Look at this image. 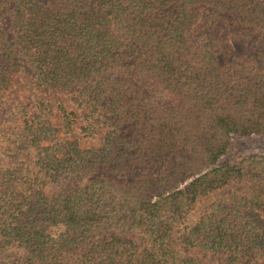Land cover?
<instances>
[{
	"label": "trees",
	"instance_id": "obj_1",
	"mask_svg": "<svg viewBox=\"0 0 264 264\" xmlns=\"http://www.w3.org/2000/svg\"><path fill=\"white\" fill-rule=\"evenodd\" d=\"M250 137L264 0H0V264H264Z\"/></svg>",
	"mask_w": 264,
	"mask_h": 264
},
{
	"label": "rangeland",
	"instance_id": "obj_2",
	"mask_svg": "<svg viewBox=\"0 0 264 264\" xmlns=\"http://www.w3.org/2000/svg\"><path fill=\"white\" fill-rule=\"evenodd\" d=\"M226 41L231 46L232 50L236 54H242L247 48V43L249 36L245 32L238 31H227L224 32ZM16 93L20 100L25 101L26 97L29 95L28 82L19 78L16 86ZM103 135L99 136V141ZM246 154H263L264 155V138L250 137L239 139L236 138L233 141V149L230 153L223 159V162L229 161L230 159ZM224 257L222 256H210L207 259L208 264H219Z\"/></svg>",
	"mask_w": 264,
	"mask_h": 264
}]
</instances>
